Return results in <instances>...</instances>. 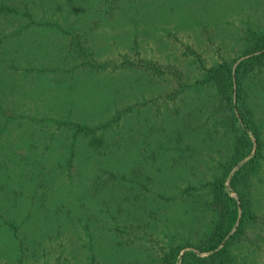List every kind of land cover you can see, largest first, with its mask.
I'll return each instance as SVG.
<instances>
[{"label": "rangeland", "instance_id": "374dc122", "mask_svg": "<svg viewBox=\"0 0 264 264\" xmlns=\"http://www.w3.org/2000/svg\"><path fill=\"white\" fill-rule=\"evenodd\" d=\"M263 37L264 0H0V264L208 257L236 137L202 82ZM244 86L262 148L225 181L251 214L230 264H264V63Z\"/></svg>", "mask_w": 264, "mask_h": 264}, {"label": "trees", "instance_id": "16d2710c", "mask_svg": "<svg viewBox=\"0 0 264 264\" xmlns=\"http://www.w3.org/2000/svg\"><path fill=\"white\" fill-rule=\"evenodd\" d=\"M77 44L82 47L80 39ZM85 51V50H83ZM264 63V37L257 43L254 53L250 57L241 61L236 67L235 63L224 62L212 68L202 83L213 86L217 89L220 101L225 108L227 117L230 119L232 131L236 137L233 160L226 167L224 176L215 178L210 183L213 194V205L218 211V221L209 237L202 244L195 246L201 253H210L204 257L195 251L186 250L189 247L174 248L166 255V264H230L232 255L230 250L231 240L244 231L248 223L249 214L246 211V203L241 198L233 197L225 187V181L233 171V168L244 161L234 177V183L241 177L244 178L249 172L257 169L261 157V134L255 123L254 115L248 105L247 94L244 86L246 76ZM156 69V66L149 65ZM116 120H110L103 128L108 129L114 126ZM78 134L95 136L97 129H89L87 126L77 124L75 126ZM104 129V130H105ZM257 148L255 146V139ZM233 182V179H232ZM236 233L233 234V231ZM186 250L184 253H182ZM96 263L95 261L92 263Z\"/></svg>", "mask_w": 264, "mask_h": 264}]
</instances>
